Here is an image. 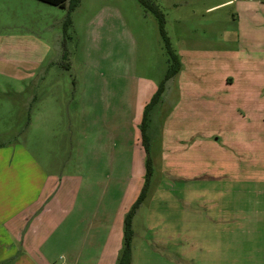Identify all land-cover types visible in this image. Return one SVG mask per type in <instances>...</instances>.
Segmentation results:
<instances>
[{
    "label": "rangeland",
    "instance_id": "374dc122",
    "mask_svg": "<svg viewBox=\"0 0 264 264\" xmlns=\"http://www.w3.org/2000/svg\"><path fill=\"white\" fill-rule=\"evenodd\" d=\"M152 1L181 68L147 111L148 154L139 126L170 60L156 16L138 0H81L66 26L69 0L65 8L0 0V143L47 138L44 152L59 156L66 176L75 159L83 175L90 169L92 143L130 151V164L126 154L116 165L130 184L99 264L117 261L147 155L129 264H264V32L238 36L233 6L205 13L214 0ZM237 69L242 83L227 91L213 85ZM50 107L67 126L58 144L26 129L37 108Z\"/></svg>",
    "mask_w": 264,
    "mask_h": 264
},
{
    "label": "crops",
    "instance_id": "0c3cea01",
    "mask_svg": "<svg viewBox=\"0 0 264 264\" xmlns=\"http://www.w3.org/2000/svg\"><path fill=\"white\" fill-rule=\"evenodd\" d=\"M229 6H233L232 22L238 36L240 32H247L246 36L264 32V0H214L204 11L212 13ZM220 18L226 22L227 13ZM230 29L233 31V27ZM253 38L247 44H253ZM238 71L222 73L213 85L227 91L242 83ZM204 81L212 83L210 78ZM35 100L36 96L31 101ZM60 115L57 108H37L27 121V133H45L58 144L57 137L62 138L61 133L67 129ZM31 138L28 136L23 143H0V264H99L116 210L122 197L127 196L130 184L129 177L116 171V165L125 162L130 151L123 148L116 153L115 145L110 150V143L103 142L101 149L107 158L101 160L96 155L100 144L92 143L93 153L87 159L90 169L83 175V161L75 159L74 171L66 176L62 174L59 156L52 159V154L44 152L49 148V140L37 145ZM57 144L55 149L59 148ZM130 161L131 157L129 164ZM226 215L227 210L223 216ZM115 263L114 257L107 258V264Z\"/></svg>",
    "mask_w": 264,
    "mask_h": 264
},
{
    "label": "trees",
    "instance_id": "16d2710c",
    "mask_svg": "<svg viewBox=\"0 0 264 264\" xmlns=\"http://www.w3.org/2000/svg\"><path fill=\"white\" fill-rule=\"evenodd\" d=\"M44 3L50 4V5H55L61 8H65L67 0H39ZM81 0H69V5L67 8V15H66V20H65V26L70 23V13L73 11L80 3ZM138 2L148 11L153 13L158 21V27H159V32L165 42L167 52L169 55V60H170V66L166 71V74L164 75L163 80L161 81L154 97L152 98V101L150 104L146 105L144 112H143V117L140 122V133H141V139L142 142L145 145L146 152L148 154V146H147V136L145 134V128H146V120H147V111L149 110V107L152 103H155L157 99L159 98V95L163 91L164 83L167 79L171 78L175 74L178 73L181 67V62L179 59L178 54L175 52V50L170 46L168 39L165 35L164 31V14L162 10L159 8V6L152 0H138ZM151 159L149 155L146 157V180L145 183L142 187V190L137 197L136 201L134 202L133 206L129 210V212L125 215L124 217V226H123V246L122 249L119 253V256L117 258V261L115 264H129L131 261V247H130V242H131V237H132V229H131V218L133 215L134 210L137 208V206L142 202V200L146 196V192L148 189V183H149V178H150V169H151Z\"/></svg>",
    "mask_w": 264,
    "mask_h": 264
}]
</instances>
